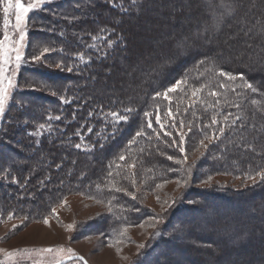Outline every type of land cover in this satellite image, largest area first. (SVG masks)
Here are the masks:
<instances>
[{
	"label": "trees",
	"instance_id": "obj_1",
	"mask_svg": "<svg viewBox=\"0 0 264 264\" xmlns=\"http://www.w3.org/2000/svg\"><path fill=\"white\" fill-rule=\"evenodd\" d=\"M193 1L200 8L193 10L189 6L184 13L180 8L184 0H136L135 4L132 0H54L34 12L29 24L45 25L42 35H36L32 41L36 51L40 45L51 47L53 52L44 61L59 63L68 72L57 74L44 69L43 64L31 66L30 62L21 68L22 77L17 84L30 87L15 90L13 102L0 124V220L10 216L21 217L25 222L40 220L68 195L79 194L110 207L108 217L95 224L107 238L115 236L123 224L132 225L147 216L140 213L139 204L130 194L118 192L116 187L131 192L141 182L150 190L179 175H190L191 171L175 162L180 158V150L173 148V141L179 145L178 131L185 134L186 143L194 148L206 140L205 136L214 137L224 128L220 142L225 141L226 152L223 151V159L202 160L207 174L208 169L216 173L230 170L240 176L249 175L252 168L256 169L255 175L261 172L264 81L252 75L248 66L238 73L239 63L212 53L230 28L240 32L250 30L251 18L261 20L253 36L264 45V0ZM185 2L189 4L188 0ZM1 8L0 4V36ZM176 15H184L186 19L173 22L179 24L175 28L162 26ZM141 33L148 37L139 39ZM97 35L99 38L93 39ZM241 35L245 37L244 33ZM109 42L113 43L112 47L108 46ZM26 55L31 53L25 52L24 59ZM163 55L172 57L174 62L161 64L159 58ZM258 61V66L264 68V57ZM119 70L123 72L122 80L117 74ZM220 71L237 78L229 80L218 75ZM36 73L45 75L47 80L34 78ZM241 74L244 79L240 78ZM185 77L187 83L169 93L168 99L156 96ZM245 81L257 91L237 87ZM193 88H202L195 103L191 96ZM211 92L218 95L212 96ZM125 108L134 111L125 112ZM111 112L127 116L128 120L117 122L109 115ZM145 112L151 115L146 117ZM213 117L218 121L215 125L211 123ZM149 122L151 128L147 127ZM141 130L144 135L136 137V132ZM134 137L135 143L129 144ZM77 144L81 147L77 148ZM237 144H252L257 151L252 154V150L238 149ZM3 150L7 153L3 154ZM121 154L125 156L123 161L119 159ZM169 156L173 159H168ZM129 164L135 167L129 168ZM263 187L264 181L260 179L254 186L227 189L221 196L242 201L243 208L252 205L259 213L252 219L257 220L259 215L264 217V202L254 203L253 196L261 193ZM196 190L189 187L182 193L183 199H191L190 204L180 199L163 229L172 231L173 217L197 203L196 192L200 194L204 190ZM200 201H204L199 207L201 218L208 217V208H220L215 202L208 203L206 198ZM220 217L214 215L210 222L198 226V231L223 232L230 237L232 245L219 256L226 258L229 249L236 246L241 250L229 264H249L245 251L247 247H255L260 240L256 236L264 233V227L253 226L239 216L235 219L234 215H228V223L220 226ZM190 232L179 236L172 233L169 238H161L159 244L186 237ZM205 236L211 239L210 235ZM206 241L198 242L212 254V243ZM156 247L157 244L151 246L135 262L145 261ZM147 264L160 263L153 259ZM251 264H264V261Z\"/></svg>",
	"mask_w": 264,
	"mask_h": 264
},
{
	"label": "rangeland",
	"instance_id": "obj_2",
	"mask_svg": "<svg viewBox=\"0 0 264 264\" xmlns=\"http://www.w3.org/2000/svg\"><path fill=\"white\" fill-rule=\"evenodd\" d=\"M51 1L54 0H46L44 4ZM188 1L189 4H186L184 0V4L180 5L182 13L186 12V8H189V6L190 9L193 10H198L200 8L198 2H191L192 0ZM21 2L27 6L32 0H21ZM0 4L3 18L0 40H4L7 34L8 39L4 40V46L9 50V55L11 56V61L5 65L8 71L5 72L4 84L7 86L8 78H11L14 82V86L10 89V94L5 106L6 110L8 105L13 102L12 96L16 89L27 90L30 87H27L26 84L23 86L17 84V80H20L22 77L21 68L23 65L29 62L31 66L43 64L42 66L44 69L56 71L57 74L68 71H64L59 63L50 64V62L46 63V61H44V59L53 52L51 47L40 45V48L36 51L34 46L36 44L32 42L36 35H42L40 33H42L41 31H45V25H30L29 20L32 18L34 12L44 4L31 10L28 13L25 24L22 25L25 38L20 42L22 58L18 64L15 61L16 53L12 50L17 47V41H19V30H17L15 22L16 11L15 8L10 10L8 15L10 23L9 26L5 28V17L3 12L5 5L2 3ZM180 18L186 19L184 15H176L174 18L170 17L169 21L161 25L164 26V28H170L171 26L175 28L179 24L177 22L176 25H173V22ZM157 22L158 21H155V23ZM242 22L246 23L247 21L244 20ZM260 22L261 20H259V18H251L250 23H252V28L250 30L246 28L244 32H240L238 29L236 30V28H230V32L218 40V46H216L212 54H222L223 58H229L234 60L233 62L239 63L238 73L243 72V70L245 71V66H248V69L252 71L251 74L258 77V80L263 82L264 68L258 66V63L260 64L258 59L264 57V45L260 39L254 38L253 36L254 32H256L255 27L258 26ZM181 25H183L182 27L185 26V24ZM149 27H153L152 23H150ZM134 30L136 31V27H134ZM241 33H244V38H242ZM187 34L188 33H186V36H188ZM140 35L139 39L148 37V34L145 33H141ZM45 48L49 49V51L44 52ZM33 51H35L34 54L32 53ZM25 52L26 54L31 53V56L26 55L24 59ZM154 52L155 50H153V53ZM35 57H40V59L36 60L34 59ZM171 58L163 55L162 58H159V60L161 59L159 62L166 65L171 64L174 62L173 58ZM57 65L60 67H57ZM109 68L113 71V68ZM117 74L120 75L122 80L123 72L119 70ZM33 76L34 78L40 77L47 80V77L42 74L36 73ZM237 87L243 88L244 85L239 84ZM245 88L246 87H244V89ZM2 117L3 116H0V124ZM178 132L180 133V131ZM216 136H219V139H214L211 143H209L207 139L203 140L204 144L208 145L207 148L203 147L200 142L195 145L194 148L189 146L186 141L187 139H185L186 137H184L183 152L180 150V145L173 144V148H178L180 150V158L175 159V162L182 165L183 169L185 167V169L191 171L190 175H179L177 178L164 181L159 185L160 187L157 185L150 190L140 182V184L137 183L135 185L133 191H127V193H130L132 196V199L139 204H137V207L140 209V213H144L147 216L135 224H123L119 227L115 236L112 235L107 238L103 233L104 231L98 230L100 226L98 227L96 225L100 223L101 220L108 217L107 213L110 207L97 200H92L79 194L68 195L40 220L25 222L21 217L1 219L0 249L4 251L0 252V264H53L70 255L67 249H72L75 255L84 257L89 264H137L135 262L137 257L145 255L149 251L148 249H151V246L156 244V249L154 248V251L148 255V258L145 261H141L140 264H147L153 259H156L160 264H173V262H175L174 264H229L241 249L236 246L231 247L226 258L221 257L222 255L219 256L222 250L223 253L226 248L228 249L229 245H232L229 243L230 237L228 238V236H225V234L220 231H198V226L203 222H210L214 215L222 216L219 220L220 226H223L228 223V215H234L235 219L239 216L240 220L246 221L253 226L264 227L263 215H259L257 220L252 219L253 215L258 216L259 214L256 209L252 208V205L243 208L244 205L242 201H234L229 196L228 198L221 196L227 189L238 190L254 186L259 182L260 177L255 175L256 169L254 168H252L248 173L249 175L246 176H240L239 173H232L230 170L225 173H216L208 169L209 174L204 172L203 170L207 167L206 163L202 160L209 157L223 159L225 141L220 142V133ZM4 140L2 141L8 142L6 139ZM252 142L256 145V140ZM249 145L250 146L237 144V147L247 152L252 150V154H254L257 150L254 149V145ZM209 150L211 152H209ZM3 152V154L7 153L5 150H3ZM178 161H182V163ZM260 169V171H264V165H262ZM249 176H252L254 180L248 179ZM209 177L211 178L210 180ZM177 181L180 182L179 186H177ZM189 187L194 190L201 189L204 191L200 194L196 192L195 197L197 198V203L193 205L191 209L180 211L179 215L176 214L175 218L173 217L172 231H170V228L167 230H165V228L163 229L166 222L171 219L173 214L172 211L179 205L180 199H182L185 204L191 202V199H183L182 197V193L189 190ZM263 189L261 193L255 195L257 196L256 198L253 196L254 203L264 202ZM190 197L193 198L192 196ZM205 198L208 203L215 202L220 205L218 210L208 208V217L206 219L199 216V207H201V203L204 202L200 200H205ZM45 218L48 220L47 224L44 223ZM69 224H72L73 227L71 230H66V226ZM14 225L15 227H13ZM189 232L190 234L186 237H179L169 240L166 243L159 244L161 238L165 236L169 238L172 233L179 236V234L185 235V233ZM121 233H123V236ZM205 235H210L211 239H205ZM225 237L226 239L224 240ZM257 237H260V240L256 241L255 247H247L248 249L245 251V256L249 257V264L264 261V233L258 234L256 239ZM202 239L212 243V247H210L212 254L200 247L198 241ZM116 241L120 242L116 243ZM139 245H143V247H138ZM117 248L120 249L119 252H117ZM44 249H52V251L46 252L43 251ZM59 249H64V251L61 252ZM14 250H16L14 256L6 255V253L13 252ZM67 264H82V262L73 260Z\"/></svg>",
	"mask_w": 264,
	"mask_h": 264
},
{
	"label": "snow or ice",
	"instance_id": "obj_3",
	"mask_svg": "<svg viewBox=\"0 0 264 264\" xmlns=\"http://www.w3.org/2000/svg\"><path fill=\"white\" fill-rule=\"evenodd\" d=\"M0 3L4 4V8H3V12H4V26L5 28H7L9 26V19H8V15H9V12L12 8H15V11H16V14H15V22H16V28L17 30H19V41H17V47L15 49H12L13 51H15V61L17 62V64L19 63V61L21 60L22 58V52L20 51V42H22L25 38V33L23 31V28H22V25L25 24V21H26V18L28 16V13L35 9V8H38L40 5L46 3V0H32L31 3H29L27 6H25L21 0H0ZM132 3L135 4L136 3V0H132ZM101 32L105 31L104 29H101L100 30ZM99 38V35H97L96 37H93V39H98ZM8 39V36L7 34L5 35L4 37V40H7ZM4 40H0V116H3L4 113H5V106H6V103H7V100H8V97H9V94H10V89L14 86V82L11 78H8V83H7V86H5L4 84V79H5V72L8 71V69L5 67L6 64H8L10 61H11V56L9 55V50L5 48L4 46ZM109 47H112L113 46V43L112 42H109L108 44ZM49 51V49L45 48L44 49V52H47ZM34 59L36 60H39L40 57H35ZM81 60H83V57H80ZM201 63H203V61H201ZM57 67H60L59 65H57ZM69 71H71L72 69H68ZM218 75L220 76H226L229 80H235L237 77L236 76H233L231 74H228V73H225L223 71H220L218 72ZM241 79H244L243 77V74H241L240 76ZM187 83V77H185L184 79L182 80H177L175 85L169 87L163 94L162 93H156V96H161L163 95L165 99H168V94L171 93V92H174L176 91L178 88H181L184 84ZM223 86V85H221ZM244 87L248 88L249 90H251L252 92H256L257 91V88L245 81L244 83ZM202 91V88H193L192 89V92H191V96L193 98H195L193 100V103L197 102L199 100V93ZM210 95L212 96H217L218 93L216 92H211ZM191 106V105H190ZM213 105H209V107H212ZM125 112H133L134 109L132 108H125L124 109ZM89 115H91V113H89ZM109 115H111L112 117L115 118V120L117 122L119 121H127L128 120V117L127 116H121V115H118L116 112H111L109 113ZM146 117L151 115L150 113L148 112H145L144 114ZM169 116L172 115L171 112L168 113ZM57 119H59V117H56ZM227 119V117L225 118ZM217 120L215 117H213L211 123L213 125L217 124ZM157 123H160V118L159 116H157ZM40 128H43L44 125H40L39 126ZM147 127L151 128L152 127V124L149 122ZM180 127H183V124L181 123ZM161 128H163V124L161 125ZM191 130V129H189ZM219 132L222 134L224 132V128H220L219 129ZM136 137H139V136H142L144 135V132L143 130L141 131H137L136 132ZM165 135H169V133L165 132ZM180 135V141H179V145H180V150L183 152V143H184V133H179ZM205 139H207L209 141V143L213 142L214 139H219V136H214V137H209V136H205ZM135 143V137L129 141V144H133ZM176 142L173 141V144H175ZM201 145L205 148H207L208 145L204 144V141L201 140L200 141ZM77 148H80L81 145L80 144H77L76 145ZM119 159L121 161L125 160V156L123 154H121L119 156ZM168 159H173V157L169 156ZM179 163H182V161H178ZM129 168H134L135 167V164H129L128 165ZM112 173H109V176H111ZM256 175H258L260 177V179L262 181H264V171H261V172H258ZM211 178L209 177V180ZM248 179H253L254 178L252 176H249ZM255 182V181H254ZM133 183V186L135 185V180L132 181ZM180 182L177 181V186H179ZM158 187H160L158 185ZM116 191H124L127 193V190L126 189H123V188H119V187H116L115 188ZM127 194H130V193H127ZM135 198V197H133ZM159 199V198H157ZM109 211H111V209L109 208ZM11 218V216L9 217ZM44 223L47 224L48 223V220L47 218L44 219ZM143 226V225H141ZM15 227V225L13 226ZM73 227L72 224H69L66 226V230H71ZM126 231V229H125ZM121 235L123 236V233H121ZM120 241H116V243H119ZM138 247H143V245H139ZM4 250L0 249V252H3ZM21 251H26V250H21ZM43 251H46V252H51L52 249H44ZM59 251L63 252L64 249H59ZM120 249L117 248V252H119ZM67 252L70 253V255L67 257V259H71L73 256H75V253L73 252L72 249H67ZM16 254V250H14L13 252H10V253H6V255L8 256H14ZM82 259V258H81ZM56 264H62L61 261H57Z\"/></svg>",
	"mask_w": 264,
	"mask_h": 264
},
{
	"label": "water",
	"instance_id": "obj_4",
	"mask_svg": "<svg viewBox=\"0 0 264 264\" xmlns=\"http://www.w3.org/2000/svg\"><path fill=\"white\" fill-rule=\"evenodd\" d=\"M81 258H82V259H81ZM73 260H79V261L82 262V264H89V263L84 259V257H82V256H80V255H75V256H73L71 259H67V257H66V258H64V259H62V260H59V261H61L62 264H67L68 262L73 261ZM53 264H56V262L53 263Z\"/></svg>",
	"mask_w": 264,
	"mask_h": 264
}]
</instances>
